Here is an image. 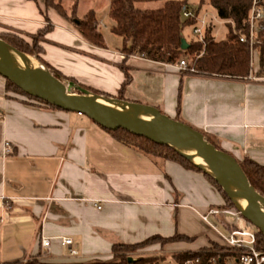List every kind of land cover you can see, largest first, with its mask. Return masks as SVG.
Segmentation results:
<instances>
[{
	"label": "crops",
	"instance_id": "0c3cea01",
	"mask_svg": "<svg viewBox=\"0 0 264 264\" xmlns=\"http://www.w3.org/2000/svg\"><path fill=\"white\" fill-rule=\"evenodd\" d=\"M40 1L0 0V32L34 36L44 29ZM48 19L53 28L42 56L56 70L117 95L125 67L126 100L158 108L264 169V78L184 74L178 64L124 56L119 36L115 46L104 35L100 47L69 18L49 11ZM223 205L203 172L155 160L83 114L10 98L0 76V263L37 257L42 237L52 239L50 262L110 260L114 244L192 235L201 223L214 230L202 216ZM63 237L73 239L78 256H70Z\"/></svg>",
	"mask_w": 264,
	"mask_h": 264
},
{
	"label": "trees",
	"instance_id": "16d2710c",
	"mask_svg": "<svg viewBox=\"0 0 264 264\" xmlns=\"http://www.w3.org/2000/svg\"><path fill=\"white\" fill-rule=\"evenodd\" d=\"M148 1H163L164 4L157 9H140L137 7L138 3ZM44 3L47 8H54L62 16L68 18L66 9L62 6L61 2L56 0H44ZM184 4H189L188 0H110L108 16L113 23L111 31L122 38L121 52L124 56H140L151 61L173 65L185 59L188 61L189 69L182 71L184 74L231 79L250 78L254 72L252 66V50L249 43L240 41L242 35L249 36L248 19L250 0H209V4L216 9L219 18L226 21L228 33L224 39L217 40L213 36L212 25L209 24L203 41L195 40L194 38L190 41L186 39L189 43L187 49H182V39L184 38L183 31L186 27H191L196 23V20L183 17L182 7ZM76 9L77 7L72 8L73 14H75ZM195 12L199 15L198 9H196ZM46 20L48 22L46 27L36 34H43L44 40L46 34L53 28L48 17H46ZM72 20L75 22L76 27L82 35L91 43L100 47L105 46L104 34L101 29H99V21L93 10L89 11L85 18L80 21L74 18ZM0 39H3L23 52L36 55L54 71V75L59 79H66L74 83H79L74 77L62 74L59 70H56L47 63L42 56L44 53L43 47L39 48L40 51H35L21 35L13 32H0ZM254 48L259 55V67L255 69V75L264 78V31L259 34L258 41ZM124 71L125 80L117 95L104 93L92 87L79 84L82 88L96 94L117 99H125L124 91L127 84L131 81V76L125 67ZM5 80L6 89L7 85L12 86L20 90L29 100L51 109H59L48 102L28 95L8 79ZM99 126L112 135L117 141L155 160H172L188 169L203 172L185 156L181 155L170 146L155 143L145 137L135 135L121 128L112 130L101 125ZM206 139L217 148L222 149L209 138L206 137ZM238 162L245 171L252 186L264 197V169L249 161L238 160ZM204 174L222 195L224 205L229 207L234 206L219 183L210 175ZM258 234L259 243L264 246V236L260 231ZM156 239L167 243L188 238L176 234L169 238H162L159 236L151 237L143 243L134 245L114 244L112 247L113 256L110 260L106 261L93 260L89 262L56 263L33 257L27 260H17L0 264H145L146 261L150 262L149 260H152L151 256L131 261L130 257L125 256V254L134 246L142 245L147 241ZM178 255L182 258H187L191 256V253L184 252Z\"/></svg>",
	"mask_w": 264,
	"mask_h": 264
},
{
	"label": "water",
	"instance_id": "95a60500",
	"mask_svg": "<svg viewBox=\"0 0 264 264\" xmlns=\"http://www.w3.org/2000/svg\"><path fill=\"white\" fill-rule=\"evenodd\" d=\"M188 47L189 43L183 38L182 49ZM0 76L34 98L65 111L83 114L107 129L121 128L174 148L213 177L234 207L264 236V197L252 186L238 160L208 141L201 131L153 106L96 94L72 81L66 85L37 56L3 39H0ZM73 87L78 88L79 94L71 92ZM147 110L155 111L157 119H151ZM130 111L138 112L147 122H138Z\"/></svg>",
	"mask_w": 264,
	"mask_h": 264
},
{
	"label": "rangeland",
	"instance_id": "374dc122",
	"mask_svg": "<svg viewBox=\"0 0 264 264\" xmlns=\"http://www.w3.org/2000/svg\"><path fill=\"white\" fill-rule=\"evenodd\" d=\"M56 1L61 2L62 6L66 9L68 18L72 22H73L72 20L73 18L76 19L77 21L84 19L87 13L93 10L96 13L97 19L100 18L104 19V24L106 27H104V25L102 26L103 27L101 29L102 33L105 36L109 37L110 42L112 44H115V46L117 44V40L115 39H118V43H119L121 37L119 39L117 38L118 36L115 35L113 32L111 34L110 26L112 24V21L108 16V11L110 8V0H56ZM188 2L192 7L198 9L200 16L203 17L209 24L212 25L213 36L217 40H222L226 37L228 33L227 23L226 21L219 18L216 9L209 4V0H188ZM163 4H164L163 1H148V2L138 3L137 7L140 9H157L162 7ZM73 7H77L75 14L72 13ZM40 10L44 18L48 17L49 11H54L58 15L62 16L56 9L51 7L47 8L44 3V0L40 1ZM183 35L184 38L189 41L194 38V36L192 35L191 27H186L183 31ZM21 37H23V39H25L29 43L30 47H32L35 51H40L39 48L43 47L42 45L44 41L43 34H38L34 37L33 36H21ZM254 52H255L254 56L257 55V59L253 60L252 66L254 69H258L259 55L258 53L256 54V51ZM50 70L54 73L52 69ZM255 73L256 70L253 72V79L262 80V78L257 77ZM62 81L66 85H68V82H70L69 80L66 79H62ZM75 84L81 87L79 83H75ZM7 92L9 93L10 97L19 98V99L26 98L29 100V98L26 95H24L22 92H20V90H17L12 86L7 85ZM71 92L74 94H79L80 91L78 90L77 87H73ZM211 221L214 223L216 227V229L214 230L208 231V229H206V227L201 223V225H198L200 228L198 226H194L191 229V231L194 232V234L192 235L182 234L188 239H181L175 242H167V243L159 239L147 241L145 244L132 247L130 251H128L127 254H125V256H128L134 260L141 259L146 256H151L152 260H149L150 262L161 260L166 263L175 264L174 262L175 257H177V255L180 254L181 252H195L200 250L208 251L210 249L221 250L222 247L226 244L227 238L229 237L230 233L228 229H226L222 225L221 221H219L215 217H211ZM37 258L45 259L42 251L39 252ZM97 260L106 261L104 259H97Z\"/></svg>",
	"mask_w": 264,
	"mask_h": 264
},
{
	"label": "built area",
	"instance_id": "2783aa9c",
	"mask_svg": "<svg viewBox=\"0 0 264 264\" xmlns=\"http://www.w3.org/2000/svg\"><path fill=\"white\" fill-rule=\"evenodd\" d=\"M195 10L190 4H184L182 14L186 19L196 20V23L191 26L192 35L195 40L203 41L209 23L200 14L197 15ZM248 26L249 36L242 35L240 41L249 43L252 50L253 64V60L257 59V55L254 56V51H256L254 46L258 41L259 34L264 31V0H250ZM178 66L181 71L189 69L188 62L185 59L180 60ZM10 149V144L5 142V152H10ZM211 217H215L221 221L222 225L228 229L230 235L227 238L226 244L221 250L210 249L208 251L188 252L191 253V256L187 258H182L180 255H177L174 260L175 264H264V246L259 243V230L246 220L234 206L229 207L223 205L220 207H211L202 216L206 223H210ZM61 241L63 246L70 248V256L76 257L79 255V252L72 248V238L63 237ZM51 244L52 239L42 237L41 247L45 258L42 260L50 257ZM145 264L174 263L157 260Z\"/></svg>",
	"mask_w": 264,
	"mask_h": 264
},
{
	"label": "bare ground",
	"instance_id": "6f19581e",
	"mask_svg": "<svg viewBox=\"0 0 264 264\" xmlns=\"http://www.w3.org/2000/svg\"><path fill=\"white\" fill-rule=\"evenodd\" d=\"M130 113L132 114V116H133L138 122H140V123H146V122H147V119H146L145 117H143L141 114H139L138 112H136V111H130ZM147 113H148V115H149V117H150L151 119H154V120L157 119V114H156L155 111H153V110H147ZM203 166L206 167V168H209V167L206 166V165H203Z\"/></svg>",
	"mask_w": 264,
	"mask_h": 264
}]
</instances>
